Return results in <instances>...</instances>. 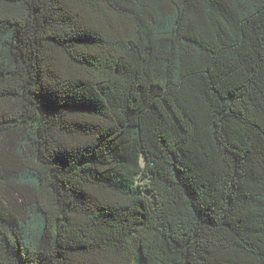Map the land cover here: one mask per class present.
<instances>
[{"label":"trees","instance_id":"16d2710c","mask_svg":"<svg viewBox=\"0 0 264 264\" xmlns=\"http://www.w3.org/2000/svg\"><path fill=\"white\" fill-rule=\"evenodd\" d=\"M0 264H264V0H0Z\"/></svg>","mask_w":264,"mask_h":264}]
</instances>
